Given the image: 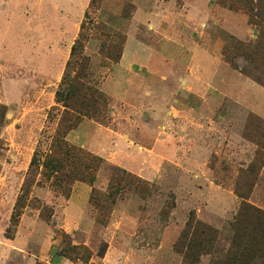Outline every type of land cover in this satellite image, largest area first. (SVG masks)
Returning <instances> with one entry per match:
<instances>
[{
  "label": "rangeland",
  "instance_id": "1",
  "mask_svg": "<svg viewBox=\"0 0 264 264\" xmlns=\"http://www.w3.org/2000/svg\"><path fill=\"white\" fill-rule=\"evenodd\" d=\"M79 40L82 70L68 68ZM65 77L102 96L67 119L102 130L100 153L69 145L103 162L68 196L41 167L13 223L36 152L50 155L60 130ZM115 172L128 178L109 198ZM251 182L247 202L264 210V0H0V264H225L235 189ZM73 195L81 225L64 213ZM192 213L217 234L186 263L177 245Z\"/></svg>",
  "mask_w": 264,
  "mask_h": 264
},
{
  "label": "trees",
  "instance_id": "2",
  "mask_svg": "<svg viewBox=\"0 0 264 264\" xmlns=\"http://www.w3.org/2000/svg\"><path fill=\"white\" fill-rule=\"evenodd\" d=\"M83 42L79 40L71 50V61L68 63V68L73 64L80 65L81 70L88 63V59L84 56ZM246 49V53L257 55L259 47L256 50ZM79 75V74H78ZM100 93L90 84L83 83L82 78H74L71 84L67 83V77L64 78L62 88L57 92V103L64 104L66 109L61 121L59 132L54 138L53 146L51 147L50 155L45 154L42 158V153L38 150L31 162L29 170L26 174V179L21 192V195L14 208L13 223H19L22 217V210L27 206V202L34 187H41V182H37V177L40 174V168L43 167L42 176L50 181L53 189H56L65 196H68L72 190V186L77 182H85L94 185L96 181L95 173L98 164L103 162L101 158L93 157L84 153L82 150L69 145L67 136L74 130L78 129L81 123L71 122L67 118L71 109L79 106L82 109L85 107H95L99 99ZM44 158V162L42 159ZM123 178H128L126 173L120 175V172H115L111 183V192L109 198L114 197L118 181ZM254 183L251 182L247 193L242 195L241 189L236 188L237 195L243 200L239 213L235 218L233 228L234 236L231 247L227 255L225 264H252L258 258H264V210H261L247 202L249 195L252 192ZM216 232L210 227L202 225L194 218V214L190 215L186 230L181 236V240L177 245V249L183 254L184 260L188 263L193 256L192 249L194 241L199 240L198 255L209 254L212 245L216 240ZM11 239V238H9ZM187 246L188 252L179 246ZM183 247V246H182ZM76 249V248H75ZM105 251L101 250L99 255L104 256ZM55 262L64 259L63 255L54 254Z\"/></svg>",
  "mask_w": 264,
  "mask_h": 264
},
{
  "label": "crops",
  "instance_id": "3",
  "mask_svg": "<svg viewBox=\"0 0 264 264\" xmlns=\"http://www.w3.org/2000/svg\"><path fill=\"white\" fill-rule=\"evenodd\" d=\"M90 130H93V131H90ZM101 133H102V130L99 129L98 127H96L91 122H84L81 124V126L78 129L72 131L67 136V141L70 144L79 145V146L87 148L91 152L98 153L99 151L101 152L103 150V148H102L103 146L101 144V141H102L101 138L100 139L97 138L96 134H101ZM129 146L130 145H127V147L125 146V149L128 153H131V152H133V149L129 148ZM115 149H116V147H115ZM97 150H99V151L97 152ZM135 153H134V155H136ZM123 164H125L124 166H128L130 168V170H132L133 172L137 171L136 166H134L132 161H131V156H128L127 158H125ZM79 201H82V200H79ZM79 201L75 198V195H73L69 201V204L66 206L64 213L66 214V219L73 221L75 224L78 222H81L80 223V225H81L83 220H84V217H83V210L82 209L77 210L78 206H80ZM54 218L57 219V213H56ZM63 228L65 229L66 232L69 233V232H72L74 230L78 231L80 227L70 229L67 227V224H66L65 226H63ZM22 229H23V227H22ZM19 233H21V230ZM11 243L15 244V241L13 240V241H11ZM105 257H106V255H105ZM105 257L102 259V262L98 263V264H108L107 260L105 261V259H106ZM58 262H59V264H68L66 261L64 263L61 260Z\"/></svg>",
  "mask_w": 264,
  "mask_h": 264
}]
</instances>
